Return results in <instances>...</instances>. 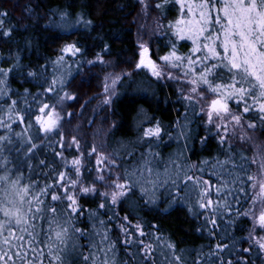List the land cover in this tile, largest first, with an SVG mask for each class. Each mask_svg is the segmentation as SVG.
<instances>
[{
  "label": "snow or ice",
  "instance_id": "snow-or-ice-1",
  "mask_svg": "<svg viewBox=\"0 0 264 264\" xmlns=\"http://www.w3.org/2000/svg\"><path fill=\"white\" fill-rule=\"evenodd\" d=\"M165 3L168 0H164ZM179 6L177 19L169 25L171 29L170 51L159 59L171 69L182 72L180 79L189 87V94L184 98L195 109L201 101L205 106L200 108L207 116L206 124L217 129L219 143L227 142L228 123L241 125L244 114L254 113L264 124V0H173ZM157 7H163L158 4ZM7 12H0V34L9 37L12 29H4L3 17ZM68 14L62 13L63 20ZM83 23L91 25L90 20H84L78 15L74 23L65 21L66 30L77 29ZM180 41H191L192 47L187 54L180 53L177 44ZM107 48V46H105ZM62 52H70L73 56L81 52L76 43L67 44ZM102 61V57L98 56ZM63 61V56L53 62L54 65ZM88 63H93L88 61ZM137 69H148L151 76L161 79L165 76L160 65L149 55V48L141 44ZM13 68H0V264H127L118 256L116 242L111 240L108 221L99 218L100 210H110L119 202L135 198V202H143L145 206L154 205L157 192L167 188L172 194V202L183 200L181 192L192 188L197 192L196 201L200 209H209L211 215H205L210 225L208 232L215 237V229L219 227L216 217L223 209L225 214L235 211L236 215L249 217L252 228L247 240L254 243L260 252H264V172L260 177L248 173V159L240 156L239 161L234 153L226 152L225 159L218 157L203 160L200 165H186L176 160L163 163L159 153L151 148L147 153H141L131 163L124 165L122 172H113L120 168L116 159L111 155L97 152L95 146L87 153L80 152L79 141L75 137L65 145L59 132L61 115L56 106L45 103L33 97L31 104L25 100V108L18 107L19 100L11 98L7 87V77ZM29 76L36 73L30 71ZM131 75V74H128ZM173 76L172 71L167 73ZM121 77L105 79V104L112 102L115 85ZM47 87L38 95L56 94L57 89L63 88V75H53L46 81ZM26 95H31L25 90ZM211 96V100L208 97ZM75 99V96L65 92L59 100ZM234 101L237 107L242 105V112H233L229 102ZM32 105H36L38 114H34ZM71 115V113H69ZM34 117V123H33ZM188 117L185 116V120ZM24 125L20 131L16 127ZM38 125V131L45 136L60 135L56 142L57 150L51 143V157L40 159L39 153L43 145L36 142L30 129ZM178 127L179 119L177 120ZM255 121L248 127H255ZM187 128V124L183 126ZM162 128L159 121L143 130L142 138L159 140ZM187 139L185 131L179 133ZM207 137L201 138L206 143ZM76 146L79 155L69 161L64 152ZM95 155V166H90L91 158ZM129 158L136 156L134 151L127 152ZM256 163V160H252ZM264 170V162L261 163ZM196 169L197 171H194ZM39 170V173L37 172ZM205 173L217 178L219 186L216 193L221 191L225 196H231L235 205L247 203L248 208L241 211L227 199L213 200V185L204 179ZM43 176L41 181L35 178ZM115 176L112 179V176ZM227 177V179L225 178ZM105 185L106 190L100 191L97 185ZM252 190L249 194L248 189ZM100 198L95 209H85L81 199ZM62 205V207H60ZM191 211V208H189ZM87 214L93 223L94 235L99 237L90 245L87 254L77 251L74 236H86L88 230L76 227L77 218ZM121 232L124 234V245L137 243L128 225L132 224L127 215L121 218ZM135 231L143 237L145 232L140 223L135 224ZM153 227H156L153 225ZM259 231V234H258ZM156 239L168 249L170 258L164 252L167 264H185L181 255L177 254L175 243L164 242L162 235ZM223 238H221L222 240ZM139 252L144 264H155V247L144 240H138ZM228 243L217 242L207 254L215 256L220 264H233L232 260L225 262L220 256L229 249ZM232 247H235L233 242ZM250 253L251 247L242 249ZM135 258V256H133ZM195 264H203V255L197 254ZM237 264H241L238 258ZM247 264V260H243Z\"/></svg>",
  "mask_w": 264,
  "mask_h": 264
},
{
  "label": "trees",
  "instance_id": "trees-1",
  "mask_svg": "<svg viewBox=\"0 0 264 264\" xmlns=\"http://www.w3.org/2000/svg\"><path fill=\"white\" fill-rule=\"evenodd\" d=\"M149 2L152 11L161 18L163 29L160 36L150 39L148 46L152 57L164 63L159 58L171 50L169 25L177 19L179 6L173 0L167 3L164 0ZM158 4H163V7H157ZM139 10V0H0V12L6 11L8 14L3 17V27L12 29L9 37L0 34V68H13L7 77L11 98L19 100L18 107L21 109L25 108V100L31 104L34 96L55 105L62 117L59 132L65 145L75 137L85 157L93 146L98 153L111 155L121 165L113 170L114 173L122 172L124 165L131 163L141 153H147L149 148L159 153V159L163 162L161 167L170 159L198 166L203 160L216 157L223 160L224 154L231 149L238 161L240 156L248 159L249 163L245 166L248 173L253 175L254 163L251 162L253 159L249 147L230 142L221 145L214 127L206 124V116L199 106L193 110L174 82L157 79L146 70L136 68L140 50L136 27ZM62 13L68 14L63 20ZM78 15H82L84 20H90L91 25L85 27L81 23L77 29L66 30L63 26L65 21L74 23ZM72 43L81 49L80 53L73 56L70 52H62L65 45ZM191 47V41H180L177 44L178 51L183 54H187ZM60 56H63V61L54 65L53 62ZM98 56L102 57V61ZM175 70L182 74L180 70ZM30 71L36 75L29 76ZM54 74L63 75V88L58 87L56 94L38 95L43 92L41 85L47 87L46 81H50ZM116 76H120L121 80L115 85L112 102L105 104L104 96L103 101L98 96L104 95L106 77L111 84L112 78ZM25 90L31 95H26ZM65 92L75 96V99L65 98L60 101L59 97L64 96ZM229 106L233 112H242V105L237 107L234 101H230ZM32 107L34 114H38L36 105ZM156 121L160 122L162 128L159 140L142 138L143 130ZM243 121H255L254 131L264 140V124L254 113L244 114ZM185 124L186 129L183 128ZM23 127H16V131ZM182 130L186 132L187 139L179 135ZM30 132L36 142L43 145L40 159L51 157V149L47 147L49 143L59 150L56 142L61 138L60 135L45 136L38 131V125L32 127ZM202 137H207L206 143H201ZM129 151H134L136 156L129 158ZM76 155L79 152L74 144L64 152L69 161ZM90 166H95V155L91 158ZM35 178L44 180L39 174ZM204 179L210 180L213 185V200L227 199L234 204L232 197L225 196L223 191L217 195L215 189L219 184L215 176L205 173ZM97 187L100 191L106 190L103 184ZM248 191L252 193L250 188ZM173 192L167 188L159 189L154 205L145 206L133 198L119 202L110 210H100V219L108 221L112 217L106 226L111 240L116 242L121 260L127 264H144L138 244V240L142 239L155 247V264H167L161 252L169 258L170 253L156 239L157 235H162L165 243H175L177 254L182 256L185 264H195L198 253L203 255V264H220L215 256L207 255L217 242L230 245L229 249L220 253L225 262L232 260L233 264H237L240 258L241 264L244 259L247 264H264L263 252L247 240L252 228L249 217L238 216L234 210L225 214L221 209L216 217L219 227L215 229L216 235L213 237L208 232L210 225L205 220V215H211V211L193 205L196 200L194 190L190 188L181 192L184 199H177L175 203L172 202ZM99 203V197L81 199L85 209H95ZM235 207H240L243 212L248 204H234ZM125 215L132 221L128 227L137 240V243L127 247L123 243L125 236L120 229V224L126 223L121 219ZM93 223L95 221L89 220L87 214L77 218L76 227L88 230L86 236L73 238L78 252L87 254L90 245L99 239L94 235ZM136 223L142 225L146 234L143 237L135 231ZM233 242L235 247H232ZM249 247L250 253L242 251ZM76 264H83V261L78 260Z\"/></svg>",
  "mask_w": 264,
  "mask_h": 264
},
{
  "label": "rangeland",
  "instance_id": "rangeland-1",
  "mask_svg": "<svg viewBox=\"0 0 264 264\" xmlns=\"http://www.w3.org/2000/svg\"><path fill=\"white\" fill-rule=\"evenodd\" d=\"M139 1H140V10H139V13L137 16V22H136L138 43H139V47L141 44H144L149 48L148 44L150 43V39L154 37H158L162 34V29H163L162 22H161V18L159 17V15H157L155 12L152 11L151 4L149 2L150 0H139ZM149 55L151 56L153 60H155L151 55L150 49H149ZM157 63L160 65L161 69L165 73V76L161 78V80H168V81L174 82L178 86L179 90L182 92L184 96L188 95L190 85H188L184 80L179 78L182 76V74L177 72L175 69H171L170 67L166 66L164 63H160V62H157ZM144 70H146L150 74L148 69H144ZM169 71H172L173 76L177 78H172V79L168 78L167 73ZM103 96L105 99V92H104V95H99L98 98L103 101ZM208 100L209 101L211 100L210 96L208 97ZM198 106L199 108L204 107L205 102L201 101L200 105ZM202 113H204V115L206 116L205 112H202ZM206 119H207V116H206ZM60 125H61V122H60ZM227 127H228L227 142L237 143L240 145H246L247 147L251 149L252 159L256 160V163H254V174L253 175L260 177L262 175V172H264V170H262L261 168V163L264 162V140L258 137L256 132L254 131V127H248V123L244 122L243 120L241 122V125H236L235 122H230L228 123ZM214 129L217 132V129L215 127ZM190 188L193 189L191 185L189 186V189ZM194 193L196 194V200L194 201L193 205L198 207L196 203L198 199L197 192L194 190ZM258 234H259V231H258Z\"/></svg>",
  "mask_w": 264,
  "mask_h": 264
}]
</instances>
